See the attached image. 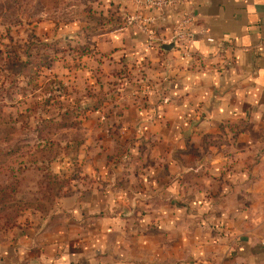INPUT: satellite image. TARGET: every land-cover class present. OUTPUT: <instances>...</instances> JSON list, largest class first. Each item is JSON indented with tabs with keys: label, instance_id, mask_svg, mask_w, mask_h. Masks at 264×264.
Returning a JSON list of instances; mask_svg holds the SVG:
<instances>
[{
	"label": "crops",
	"instance_id": "obj_1",
	"mask_svg": "<svg viewBox=\"0 0 264 264\" xmlns=\"http://www.w3.org/2000/svg\"><path fill=\"white\" fill-rule=\"evenodd\" d=\"M186 15L193 40L173 43ZM157 21L150 48L135 26L97 44L141 65L145 93L87 114L78 176L0 264H264V0H182Z\"/></svg>",
	"mask_w": 264,
	"mask_h": 264
},
{
	"label": "rangeland",
	"instance_id": "obj_2",
	"mask_svg": "<svg viewBox=\"0 0 264 264\" xmlns=\"http://www.w3.org/2000/svg\"><path fill=\"white\" fill-rule=\"evenodd\" d=\"M104 1L0 0V241L58 209L78 176L87 114L145 93L141 65L99 56L104 34L132 13Z\"/></svg>",
	"mask_w": 264,
	"mask_h": 264
},
{
	"label": "built area",
	"instance_id": "obj_3",
	"mask_svg": "<svg viewBox=\"0 0 264 264\" xmlns=\"http://www.w3.org/2000/svg\"><path fill=\"white\" fill-rule=\"evenodd\" d=\"M120 2H128L135 6L126 17V25L135 26L139 30L146 33L148 36L147 47L150 48L153 44L154 39L150 36L153 35V31L148 28V25L157 22L159 15L162 14V11L165 9L172 8L182 2V0H118ZM193 23L192 17L186 15L179 19L176 23L175 32L173 33L170 41L191 43L193 40V33L188 29ZM208 43H214L213 39L208 38L206 40Z\"/></svg>",
	"mask_w": 264,
	"mask_h": 264
},
{
	"label": "trees",
	"instance_id": "obj_4",
	"mask_svg": "<svg viewBox=\"0 0 264 264\" xmlns=\"http://www.w3.org/2000/svg\"><path fill=\"white\" fill-rule=\"evenodd\" d=\"M16 1V0H15ZM96 108H92V109H90L91 111H93V110H95ZM65 119V118H64ZM62 120V119H61ZM49 121H51V120H49ZM63 121V120H62ZM63 127L64 126H66L65 124L64 125H62ZM2 140L3 141H8L7 139H4L3 137H2ZM4 155H6V157H12V155H13V151H8V152H5V154ZM0 162H3V159H2V156L0 155Z\"/></svg>",
	"mask_w": 264,
	"mask_h": 264
},
{
	"label": "water",
	"instance_id": "obj_5",
	"mask_svg": "<svg viewBox=\"0 0 264 264\" xmlns=\"http://www.w3.org/2000/svg\"><path fill=\"white\" fill-rule=\"evenodd\" d=\"M174 44L173 43H169V44H164L161 46V49H163L164 51H169L173 48Z\"/></svg>",
	"mask_w": 264,
	"mask_h": 264
}]
</instances>
